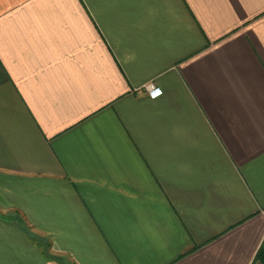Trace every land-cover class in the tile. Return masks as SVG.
I'll list each match as a JSON object with an SVG mask.
<instances>
[{
	"label": "crops",
	"instance_id": "obj_1",
	"mask_svg": "<svg viewBox=\"0 0 264 264\" xmlns=\"http://www.w3.org/2000/svg\"><path fill=\"white\" fill-rule=\"evenodd\" d=\"M0 264H264V0H0Z\"/></svg>",
	"mask_w": 264,
	"mask_h": 264
},
{
	"label": "built area",
	"instance_id": "obj_2",
	"mask_svg": "<svg viewBox=\"0 0 264 264\" xmlns=\"http://www.w3.org/2000/svg\"><path fill=\"white\" fill-rule=\"evenodd\" d=\"M147 95L150 99H156L161 96L162 91L153 84H149L145 87Z\"/></svg>",
	"mask_w": 264,
	"mask_h": 264
},
{
	"label": "trees",
	"instance_id": "obj_3",
	"mask_svg": "<svg viewBox=\"0 0 264 264\" xmlns=\"http://www.w3.org/2000/svg\"><path fill=\"white\" fill-rule=\"evenodd\" d=\"M261 253V252H260Z\"/></svg>",
	"mask_w": 264,
	"mask_h": 264
}]
</instances>
